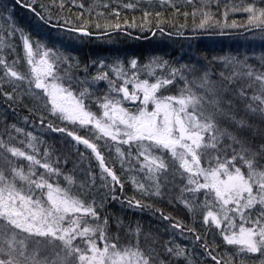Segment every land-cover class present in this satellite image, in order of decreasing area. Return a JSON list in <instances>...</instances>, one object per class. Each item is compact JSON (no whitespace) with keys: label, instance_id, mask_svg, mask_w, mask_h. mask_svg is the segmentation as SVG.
<instances>
[{"label":"snow or ice","instance_id":"snow-or-ice-1","mask_svg":"<svg viewBox=\"0 0 264 264\" xmlns=\"http://www.w3.org/2000/svg\"><path fill=\"white\" fill-rule=\"evenodd\" d=\"M0 264H264V0H0Z\"/></svg>","mask_w":264,"mask_h":264},{"label":"trees","instance_id":"trees-1","mask_svg":"<svg viewBox=\"0 0 264 264\" xmlns=\"http://www.w3.org/2000/svg\"><path fill=\"white\" fill-rule=\"evenodd\" d=\"M188 11H191V9H187ZM129 15V17L131 16H136L137 19H139L141 13L139 11L133 13L131 11H128L127 13ZM169 15H171L172 13L169 12ZM14 19H16L19 23V25L21 27H27L29 24L34 23V21L32 20V16L31 14L28 12L27 9L24 8H20L19 6H17L16 10H15V15H14ZM137 35H139L137 32L133 31L131 36L125 37L123 34H121L120 36H116L114 37V41L115 43L113 44H104V43H99V42H93L92 44L88 45L87 47H85L81 52L77 53L82 60H87V58L89 56H92L93 58L96 55L99 56H107L110 55L112 53H110L108 50L109 49H115L116 46H124V50L121 53V55L123 56L124 52L127 53H135L136 57L138 59H140L141 63H145L144 59L148 57V55L146 54V51L149 49L150 45H152L153 43H155L156 41H158L159 38V34H157V37L155 40H152L151 35L149 34V40H145L142 37L137 39ZM151 41V42H150ZM165 41L162 42L163 43V48L165 50H158V49H154V50H150L149 55H166V58H171L172 60H177L179 59V57L183 54L180 53V50H183L180 47V44L182 43V41H177L176 43H172L168 40H160ZM20 55L23 56V52L21 50ZM24 113H22L23 115ZM11 119V117H10ZM52 136H57L58 134H51ZM49 142H51V138H49ZM68 169H71L70 167V163L67 165ZM126 189V195L130 196L132 194V189L129 188H125ZM161 207L164 208V211L169 213L170 211H172L171 209L167 208V206L162 203L160 205ZM107 210L109 213L115 214L117 216L123 215L125 216V218H128L129 216H131V219L133 221L135 220H140L143 224L145 225H150L152 222L154 221H149L147 216L149 215H142V219L139 215L134 214L131 215L130 213H128L127 211H124L120 208V204L119 202H109L108 206H107ZM149 214V213H148ZM140 218V219H139ZM185 221L184 223L191 225L192 224V220L190 219V217L186 214V219L183 218ZM158 221L159 220H155L156 226L158 227ZM161 224L163 226H166V223H162ZM195 227L197 228L198 231H203V226L202 224H200L199 222L196 223ZM181 240V244H187L189 243L188 241H184L183 239ZM178 242V241H177ZM180 243V242H178Z\"/></svg>","mask_w":264,"mask_h":264},{"label":"rangeland","instance_id":"rangeland-1","mask_svg":"<svg viewBox=\"0 0 264 264\" xmlns=\"http://www.w3.org/2000/svg\"><path fill=\"white\" fill-rule=\"evenodd\" d=\"M212 10L213 11H215V4H213V6H212ZM235 19H237V20H240V19H242L243 17L241 16V15H236L235 17H234ZM205 40L207 39V38H204ZM216 39H218V40H221L222 42H223V44L225 45V48H226V50H227V47L229 46V45H231V46H235V41L232 39V38H230V37H217ZM158 42V43H157ZM162 42H165V41H162ZM161 41H160V38H158V41H156L155 43H153L152 45H150V47H149V49L146 51V54L148 55V57L147 58H145L144 59V62H147V59L150 57V55H149V53H150V50H154V49H158V50H160V49H162L163 48V43H162ZM116 48H119V49H121V50H124L125 48H124V46L123 47H121V46H116ZM115 48V49H116ZM162 50H165V49H162ZM181 52L180 53H182L183 52V50H180ZM181 62H183V61H181ZM216 71H218V70H216ZM101 87H103V85H101ZM113 155H114V150H113ZM73 158L72 157H70V161L72 160ZM93 160H94V157H93ZM70 167L72 168L73 167V164H72V162H70ZM119 167H120V165H119V162H117L116 163V168L117 169H119ZM125 180L127 181V176H125ZM129 188V189H132V185H131V183H130V181H127L126 182V184H125V188ZM164 204L167 206V208H169V209H171L172 211H170L169 213L167 212V210H166V213H168V214H171V215H173V216H175L177 219H180V220H182L183 222L185 221L183 218H185L186 219V212L183 210V208H182V205H177V206H175V207H173V206H169V205H167V203H166V201L164 202ZM137 215H139L140 217H141V219H142V215H149V216H147V218H148V220L149 221H154V222H152L150 225L153 227V228H155V229H161V228H163L164 226L161 224V221H158V227L156 226V223H155V220L156 219H154L150 214H148L147 212H145L144 214H140L139 212H137L136 213ZM140 219V218H139ZM142 223V222H141ZM164 223H166V222H164ZM143 224V223H142ZM146 228L148 227V225H145V224H143ZM165 238H167L166 236H165ZM180 239H182L180 236H177L176 237V240L178 241V242H180L181 243V240ZM184 240V239H183ZM184 241H186V240H184Z\"/></svg>","mask_w":264,"mask_h":264}]
</instances>
